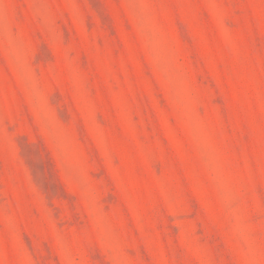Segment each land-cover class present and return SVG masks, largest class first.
<instances>
[{
	"label": "rangeland",
	"instance_id": "rangeland-1",
	"mask_svg": "<svg viewBox=\"0 0 264 264\" xmlns=\"http://www.w3.org/2000/svg\"><path fill=\"white\" fill-rule=\"evenodd\" d=\"M0 264H264V0H0Z\"/></svg>",
	"mask_w": 264,
	"mask_h": 264
}]
</instances>
